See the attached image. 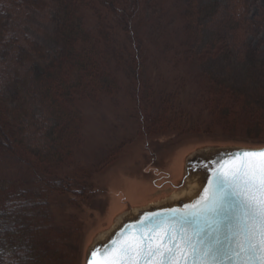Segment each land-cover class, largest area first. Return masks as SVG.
Wrapping results in <instances>:
<instances>
[{
    "label": "trees",
    "instance_id": "obj_1",
    "mask_svg": "<svg viewBox=\"0 0 264 264\" xmlns=\"http://www.w3.org/2000/svg\"><path fill=\"white\" fill-rule=\"evenodd\" d=\"M31 1L34 6L42 2ZM52 1L56 25L53 57L48 64L37 63L30 68L21 90L25 94L17 92L16 96L20 103L34 95V103L48 107L54 125L51 135L57 142L69 130L75 135L79 132L76 124H82L80 102L94 94H121L116 78L125 73L123 67L127 70L129 94H147L139 105L147 129L144 131L158 133L187 126L186 117L192 119L191 109L198 105L217 129L264 134V68L257 66L264 64V55L259 58L257 49L249 44L238 57L233 45L237 22L232 18L222 20L221 26H210L226 0H183L181 7L174 5L180 10L177 14L172 10L170 14L168 0L167 4L164 0ZM155 12L161 27L166 25L167 37L183 33L184 38L165 49L169 55L163 53V59L169 67L161 69L162 65L155 62L148 70L147 61L153 60L154 54H145L142 39L149 23L157 18L151 17ZM86 14L98 23L96 35L86 26ZM117 38L120 45L115 43ZM113 62L119 64L118 69ZM188 72L191 76L184 77ZM195 78L199 80L196 84ZM189 83L193 86L186 85ZM185 92L197 94L193 104H186L180 97ZM8 105L0 96V165L17 160L29 169L33 164L36 169L31 170L29 191L25 181H7L0 175V264H65L62 259L68 253L64 248L67 242L64 234L50 231L54 220L48 211V196L50 192L67 193L71 182L52 177L51 166L43 164H49V158L33 151L31 154Z\"/></svg>",
    "mask_w": 264,
    "mask_h": 264
},
{
    "label": "rangeland",
    "instance_id": "obj_2",
    "mask_svg": "<svg viewBox=\"0 0 264 264\" xmlns=\"http://www.w3.org/2000/svg\"><path fill=\"white\" fill-rule=\"evenodd\" d=\"M41 1L36 7L31 0H0V96L11 104L7 108L14 112L12 120L19 127L18 131L26 136L31 154L33 151L49 158V164H43L51 166V172H48L52 177L71 182L67 193L50 192L48 196V211L54 220L50 231L64 234L67 242L64 248L68 253L62 259L65 264H83L93 239L110 227L116 215L127 209L123 200L141 205L170 198L176 189L167 182L176 184L182 178L185 179L184 162L195 154L218 149L264 147V134L254 135L246 130L233 133L217 129L213 119L210 120V116L198 105L191 109L192 119L186 117L187 126L158 133L144 131L145 124L139 105L141 101L144 102L147 94H129L125 67V73L118 74L116 78L121 94H94L95 97L90 95L80 102L82 124H76L79 132L75 135V131L69 130L67 137H60L57 142L51 135L54 125L48 107L41 102L34 103V95L30 96L31 99L19 100L20 103L16 96L17 92L25 94L21 90L27 74H30V68L37 63L48 64L55 51L53 1ZM169 1L167 7L170 14L171 10L175 14L180 12L174 5L179 4L181 7L183 0ZM154 16L157 18L149 23L144 32L147 41L142 39L147 49L145 54L149 57L154 54L153 60L150 58L147 61L148 70L152 69L155 62V65L160 63L159 67L162 65L161 69L169 67L163 59V53L169 55L165 49L174 47V43H181L184 38H181L183 33L178 35L179 38L176 34H168L167 37L169 32H165L166 25L161 27L162 22L156 12L151 15ZM230 18L237 22L233 45L238 57L251 44L259 52V58H262L264 0H226L210 26H221L222 20ZM85 19L87 28L96 35L98 23L89 14H86ZM165 42L170 46H166ZM115 43L120 45L118 38ZM103 48L106 46L102 44ZM257 66L264 68V64L259 63ZM116 67L119 68L118 63ZM189 73L184 77H190ZM198 81L195 78L194 84ZM186 85L193 86V83ZM179 95L188 105L193 104L197 96L186 92ZM71 128L75 129V126ZM35 160L32 158L31 161L38 166ZM30 168L12 160L0 165V175L7 181H25V188L29 191L31 170L36 169L33 164ZM58 257L61 258L60 255Z\"/></svg>",
    "mask_w": 264,
    "mask_h": 264
},
{
    "label": "snow or ice",
    "instance_id": "obj_3",
    "mask_svg": "<svg viewBox=\"0 0 264 264\" xmlns=\"http://www.w3.org/2000/svg\"><path fill=\"white\" fill-rule=\"evenodd\" d=\"M264 264V150L216 162L185 210L145 213L93 249L89 264Z\"/></svg>",
    "mask_w": 264,
    "mask_h": 264
},
{
    "label": "water",
    "instance_id": "obj_4",
    "mask_svg": "<svg viewBox=\"0 0 264 264\" xmlns=\"http://www.w3.org/2000/svg\"><path fill=\"white\" fill-rule=\"evenodd\" d=\"M236 150L260 151L264 150V147H242L218 149L211 152H199L184 162L185 167L183 168V173L185 174V179L182 178V180L176 184L173 182H167V184L176 189V192L170 198L161 202L154 201L155 203H144L141 205H133L132 203L123 200L122 203L126 205L127 209L116 215L110 227L99 233L93 239L92 245L89 246L86 252L83 264H89V256L93 249L109 243L110 240L115 239L125 229L138 225L143 219L145 213L163 214L169 209H176L178 211L185 210V206L191 205L198 198V194L202 192L203 187L207 186L208 178L210 177L212 170L215 168L216 162L226 159L228 153L235 152ZM194 176H198L201 179L202 185L196 192L197 194L194 197H190L188 186H192V184H189V181ZM93 264H95V261ZM229 264H231V262H229Z\"/></svg>",
    "mask_w": 264,
    "mask_h": 264
},
{
    "label": "bare ground",
    "instance_id": "obj_5",
    "mask_svg": "<svg viewBox=\"0 0 264 264\" xmlns=\"http://www.w3.org/2000/svg\"><path fill=\"white\" fill-rule=\"evenodd\" d=\"M189 184H192V186L191 185L188 186L189 195L190 197H194L197 194L196 192L198 191V189L201 188L202 181L198 176H194L189 181Z\"/></svg>",
    "mask_w": 264,
    "mask_h": 264
}]
</instances>
